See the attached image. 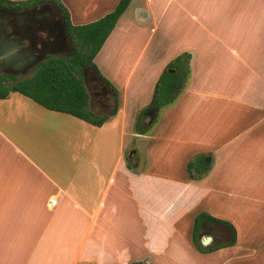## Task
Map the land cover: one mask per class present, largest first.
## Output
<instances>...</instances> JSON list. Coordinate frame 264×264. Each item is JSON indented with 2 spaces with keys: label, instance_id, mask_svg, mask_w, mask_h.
<instances>
[{
  "label": "crops",
  "instance_id": "obj_1",
  "mask_svg": "<svg viewBox=\"0 0 264 264\" xmlns=\"http://www.w3.org/2000/svg\"><path fill=\"white\" fill-rule=\"evenodd\" d=\"M119 1L76 0L75 12L69 9L72 21L98 20ZM259 6L264 0L132 1L95 58L98 69L115 58L125 79L120 128H113L119 146L109 167L106 156L97 154L91 168L85 154L68 157L78 168L72 171L60 163L49 165L55 158L45 148L55 142L42 120L58 111L18 92L0 99V264H264V136L252 133L264 122V14ZM156 37L157 52L168 49L160 60L147 55ZM185 52L192 54L185 88L151 119L155 123L162 113L164 127L140 134L137 123L131 131L152 141L155 169L142 171L139 151L137 170H131L124 155L136 72L148 78L136 97L151 102L164 69ZM96 82L113 98L105 81ZM219 101L225 113H237L238 127L202 128L203 111ZM89 109L108 115L107 109L94 110L91 100ZM167 149L177 153L163 154ZM201 154L209 156L210 170L194 179L185 167ZM164 160L181 163L174 173H160L156 164ZM162 192L170 194L166 203L160 201ZM201 215L200 240L213 236L211 244H202L210 248L204 252L193 242ZM208 216L231 223L236 242L230 243L228 225Z\"/></svg>",
  "mask_w": 264,
  "mask_h": 264
},
{
  "label": "trees",
  "instance_id": "obj_2",
  "mask_svg": "<svg viewBox=\"0 0 264 264\" xmlns=\"http://www.w3.org/2000/svg\"><path fill=\"white\" fill-rule=\"evenodd\" d=\"M41 1L46 0H0V6L21 9ZM48 1L54 2L64 16L72 45L71 54L66 57L48 56L33 70V74L25 79L0 72V99L18 92L49 110L67 113L100 127L110 116H97L89 109L90 95L84 82V72L86 68H94L118 96L117 89L100 73L95 58L133 0H120L112 12L86 24H74L69 8L61 0ZM191 59L192 54L185 52L168 64L159 77L151 102L143 109L142 116L148 113L156 118L164 107L175 102L190 77ZM117 111L116 107L112 115ZM140 125L141 122L136 132L146 134L148 129H140ZM208 158V155L201 154L196 160L188 163L189 175L192 178H201L210 170ZM208 217L215 222L228 225L233 234L230 243L236 242V230L231 223ZM201 220L202 215L195 220L193 241L198 250L204 252L210 248L204 247L199 238Z\"/></svg>",
  "mask_w": 264,
  "mask_h": 264
},
{
  "label": "rangeland",
  "instance_id": "obj_3",
  "mask_svg": "<svg viewBox=\"0 0 264 264\" xmlns=\"http://www.w3.org/2000/svg\"><path fill=\"white\" fill-rule=\"evenodd\" d=\"M75 1L76 0H62L66 4V6H69V9L75 12ZM86 4V1L83 0ZM67 6V7H68ZM262 10V14H264V6H259ZM160 40V37H156L153 43H151V46L147 52V55H154L158 58V60L161 59V57H164L168 49H165L162 51L161 49L159 52H157V44ZM142 47V44L140 48ZM138 48V49H140ZM138 51V50H137ZM135 52L134 54H136ZM161 54V55H160ZM69 55V54H68ZM65 54L64 57L68 56ZM134 61V59L130 58L129 60ZM95 64L98 65L97 59L95 60ZM128 63H125V67ZM35 69V68H34ZM33 69V70H34ZM101 70L102 75L107 77V79L111 82V84L117 89L118 96L116 93H113V105H111V108L108 109L107 113L110 116V118L105 122V124L102 127H95L93 125H90L89 123L76 118L72 115L65 114V113H58V112H49L48 116H44V119L42 120V124L45 127V131L49 134L50 138L55 142V144L51 143L48 147H46L45 151L49 154L54 156L55 161H49V165L55 164H62V167L65 168V170H73L78 169L74 162L71 160V158L75 155H89L88 161L85 162V165H91V167L94 166V162L92 161V155H105L106 156V164L107 166H111L115 163L116 157H117V150L119 146V139L117 142H114L115 135L117 132L113 130V128H120L119 126V117L122 115L119 110H122V94L124 92V73L121 70L120 63L116 61L115 58L113 60L106 61L103 66L99 67ZM33 70H31L28 74V76H31L33 74ZM128 71V70H127ZM87 74H90V70H87ZM91 75H89L90 77ZM148 81V78L144 76V74L139 69L136 72V75L132 81L131 87H130V97L128 100V107H127V115H128V132L127 136H125L126 139V148H125V161L128 165H131V170L135 169L137 170V165L139 161V155L138 152L140 151L142 156V164L141 169L142 171H149L153 170V160L150 156L155 152V146H153L152 141L149 139H144L143 137H137L132 134V128H135L137 123L139 124L141 122L142 112L139 113V110L141 107L147 105L149 102H145L143 99L138 100L136 97V94L139 92V90H142L146 83ZM93 89L96 91H101L102 86L99 85L95 80L89 81V90L92 95ZM114 91V90H113ZM115 92V91H114ZM261 101V100H260ZM114 106H116L118 109L117 113L115 115H112L114 109ZM114 108V109H113ZM239 108H245L244 106H240ZM48 112V111H46ZM237 113H235L234 110L228 111L225 113V110L222 107V103L219 101L215 105L213 103H210L205 110L203 111V124L202 128H224L229 126H234V128L239 126V121L236 120ZM162 113L160 114L158 120L155 123H152V120H147L144 123V128L148 129V133H155L156 127H164V125H161L163 121ZM231 120V121H230ZM139 121V122H138ZM88 128V129H85ZM138 128V125L137 127ZM254 128H258L253 130L252 133L258 132L259 135L264 136V122H258ZM87 131V132H86ZM46 133V134H47ZM99 139V140H98ZM97 144V145H95ZM172 152V153H171ZM177 153L176 151H172L171 149H167L163 154L165 155H172ZM131 156V157H130ZM68 157L69 161H68ZM198 157V156H197ZM177 159V158H175ZM181 163L180 161H166L159 162V164H156V169H160V173H167L171 174L176 172L175 169H172L176 167L177 164ZM102 162H99V166H101ZM161 164V168H160ZM167 165H172V167H169ZM187 168V172L189 174L188 170V164L187 167H185V170ZM159 172V171H158ZM122 174H119V178L117 181H120ZM138 183L140 182L137 181ZM145 183V182H144ZM146 184V183H145ZM125 185V184H124ZM141 187L149 188L151 189L153 186H147L144 184H138ZM137 183L134 185V187H138ZM153 194L151 193L149 197H151ZM160 197L161 202H168L170 199V194L168 192H162ZM158 196V193H156V197ZM194 242V241H193ZM195 249L197 248L194 243ZM75 248V246H72L71 249ZM132 249V248H131ZM198 250V249H197ZM70 259V258H68Z\"/></svg>",
  "mask_w": 264,
  "mask_h": 264
},
{
  "label": "water",
  "instance_id": "obj_4",
  "mask_svg": "<svg viewBox=\"0 0 264 264\" xmlns=\"http://www.w3.org/2000/svg\"><path fill=\"white\" fill-rule=\"evenodd\" d=\"M49 4L57 14L56 19L47 15L42 7L15 11L0 6V72L25 79L30 77L29 72L43 62L49 54L60 57L71 54L72 45L64 16L54 2L50 1ZM53 32L54 39L51 43L58 45L59 48L48 50L46 47L50 42L43 40L42 37ZM25 41L30 42L31 46L22 49ZM87 70H90V77ZM95 72L97 71L92 67L86 68L84 72V82L88 92H90L89 81L103 80L99 79ZM147 120V117L143 118L140 129L144 128ZM212 241L213 236L206 235L201 243L208 246ZM133 264H142V262Z\"/></svg>",
  "mask_w": 264,
  "mask_h": 264
},
{
  "label": "flooded vegetation",
  "instance_id": "obj_5",
  "mask_svg": "<svg viewBox=\"0 0 264 264\" xmlns=\"http://www.w3.org/2000/svg\"><path fill=\"white\" fill-rule=\"evenodd\" d=\"M49 2L50 1H48V0L37 2V3H35V4L31 5V6L23 7L21 9H9V8H6V7H4V8L9 9V10H15V11H23V10L32 9L34 7H42L44 10H46V14L47 15H49L53 19H56L57 18V14L53 10V7L49 4ZM1 7H3V6H1ZM42 38H43V40H46L47 42H50V44H48V46L46 47L48 50H57L59 48L58 45H55V44L51 43V41L54 39V32L49 34V35L48 34L44 35ZM27 46H31V43L28 42V41L23 42L22 49H24V47H27ZM48 56H53V55L49 54ZM110 102L113 105V98L111 97L110 93L107 92L104 88L101 91H96L95 89H93V93L91 95V104H92V107L94 108V110H98L97 112H99V110L102 108V110L105 111L107 109V106L110 104ZM145 117H147L148 120L152 119L151 115L148 114V113L144 114L141 117V119L143 120V118H145ZM142 120H141V122H142Z\"/></svg>",
  "mask_w": 264,
  "mask_h": 264
},
{
  "label": "built area",
  "instance_id": "obj_6",
  "mask_svg": "<svg viewBox=\"0 0 264 264\" xmlns=\"http://www.w3.org/2000/svg\"><path fill=\"white\" fill-rule=\"evenodd\" d=\"M50 204H51L52 206L56 205V204H57V199H56V198H51V199H50Z\"/></svg>",
  "mask_w": 264,
  "mask_h": 264
}]
</instances>
